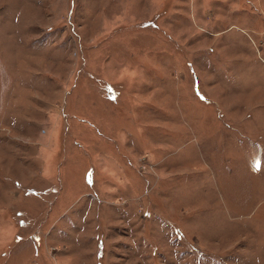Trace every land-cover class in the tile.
Returning a JSON list of instances; mask_svg holds the SVG:
<instances>
[{
  "label": "rangeland",
  "instance_id": "rangeland-1",
  "mask_svg": "<svg viewBox=\"0 0 264 264\" xmlns=\"http://www.w3.org/2000/svg\"><path fill=\"white\" fill-rule=\"evenodd\" d=\"M0 264H264V0H0Z\"/></svg>",
  "mask_w": 264,
  "mask_h": 264
}]
</instances>
